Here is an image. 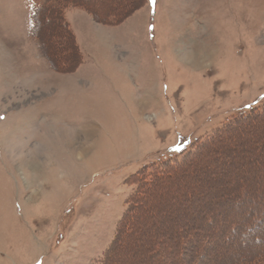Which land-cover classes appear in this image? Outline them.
Masks as SVG:
<instances>
[{
  "label": "rangeland",
  "instance_id": "374dc122",
  "mask_svg": "<svg viewBox=\"0 0 264 264\" xmlns=\"http://www.w3.org/2000/svg\"><path fill=\"white\" fill-rule=\"evenodd\" d=\"M51 1L55 69L0 0V264H264V0Z\"/></svg>",
  "mask_w": 264,
  "mask_h": 264
},
{
  "label": "trees",
  "instance_id": "16d2710c",
  "mask_svg": "<svg viewBox=\"0 0 264 264\" xmlns=\"http://www.w3.org/2000/svg\"><path fill=\"white\" fill-rule=\"evenodd\" d=\"M32 2H33V7H32V13H31V21H32V23H31V26H30V35L32 36V37H34L35 39H36V41L38 42V44H39V48L41 49V48H43L44 49V51L46 50V52H43V53H45L44 55H45V58L49 61V64H50V67L53 69L54 68V62H56V61H54L56 58H53L52 56H49L48 54H47V52H48V48L49 49H51L49 46L51 45V40L50 39H48L49 38V36H48V34L47 33H42L41 35H39L40 33H38L37 31H38V28H39V26H41V24L43 23L42 21H40L41 19H40V17H41V14H43L44 12H46L45 14L46 15H48V14H50V13H54L55 15H56V12H58L59 10H61V8L62 7H65V6H67V5H71V3H62L61 2V7L59 6H54L53 7V5L54 4H58V3H55V2H53L52 3V1L51 0H32ZM57 7V8H56ZM46 15H44V20H45V18L46 17H48V16H46ZM56 16H54V18H55ZM54 18L53 19H50V20H48L47 22H49V23H51V24H46V23H43L44 25H46L47 27L49 26L50 28L52 27H55V28H57V22L55 21L56 20V18H55V20H54ZM41 22V23H40ZM46 22V21H45ZM40 24V25H39ZM64 27V24H62V28ZM45 45V46H44ZM42 50V49H41ZM55 69V68H54ZM243 119H245V117L243 118ZM162 169V168H161ZM248 199V198H247ZM249 201L248 202H250V203H254V200H252V199H248ZM262 211L260 212V213H262V214H264V208L263 209H261ZM243 218V219H242ZM246 217H241V219L242 220H244ZM240 219V220H241ZM240 222V221H239ZM263 224H261V225H259L256 229H254V230H260V226H262ZM258 231H256V233L258 232ZM263 231V230H262ZM250 232L252 233L253 232V230H250ZM231 235H232V237H234V236H236V235H238V236H240V237H243V236H245L244 234H242V233H240V231H239V227H238V229H233V231L231 232ZM253 236V235H252ZM249 237H251V235L249 234ZM254 237V236H253ZM253 237H251V239H249L250 241L252 240V242L255 244H257L258 242H259V239H255V238H253ZM253 238V239H252ZM246 241H247V243H246ZM243 243V246H246V244H248V240H244V242H242ZM209 249V248H208ZM222 252H226V251H222ZM255 252V251H254ZM254 254V253H253ZM252 255V254H251ZM203 258H205L206 259V257H203ZM247 259V258H246ZM207 260H208V258H207ZM249 261V260H248ZM256 262V261H255ZM246 263H248L247 261L244 263V264H246ZM256 264V263H255ZM257 264H259V263H257Z\"/></svg>",
  "mask_w": 264,
  "mask_h": 264
},
{
  "label": "snow or ice",
  "instance_id": "6c2138e0",
  "mask_svg": "<svg viewBox=\"0 0 264 264\" xmlns=\"http://www.w3.org/2000/svg\"><path fill=\"white\" fill-rule=\"evenodd\" d=\"M150 3L154 4L155 3V0H150Z\"/></svg>",
  "mask_w": 264,
  "mask_h": 264
}]
</instances>
